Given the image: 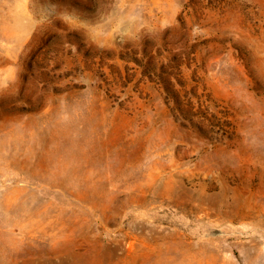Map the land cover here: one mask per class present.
Instances as JSON below:
<instances>
[{
	"label": "rangeland",
	"instance_id": "1",
	"mask_svg": "<svg viewBox=\"0 0 264 264\" xmlns=\"http://www.w3.org/2000/svg\"><path fill=\"white\" fill-rule=\"evenodd\" d=\"M0 264H264V0H0Z\"/></svg>",
	"mask_w": 264,
	"mask_h": 264
}]
</instances>
